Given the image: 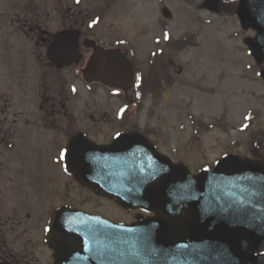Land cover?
<instances>
[{
	"label": "flooded vegetation",
	"instance_id": "obj_1",
	"mask_svg": "<svg viewBox=\"0 0 264 264\" xmlns=\"http://www.w3.org/2000/svg\"><path fill=\"white\" fill-rule=\"evenodd\" d=\"M100 1L99 8L92 12L89 0H19L18 4H10L7 9L0 11V264H53L55 252L46 244L47 225L52 213L63 206L123 224H134L154 217V214L139 209L125 210L111 199L100 195L90 185L81 182L79 177L71 172L78 168L71 164L74 160L69 164V169L67 168L65 150L75 137H85L95 144L108 146L121 134H136L137 137L141 135L143 139L138 138V142H131L134 149L140 150L141 157L146 155L143 153L145 146H150L169 157L175 165L184 164L176 162L164 153L161 146L149 136L151 133H148V130L140 132L136 125L135 109L142 100V93L147 91L133 61L136 52L131 53V46L123 45L121 37L109 39L105 30L100 31L105 15L112 12L117 0ZM241 1L200 0L199 5L201 11L227 17L229 21L241 27L237 14ZM263 2L264 0H250L248 6L260 8ZM252 16V22L264 24L262 16ZM66 32H73L74 36L79 35L78 53L82 61L78 65L60 68L59 64L52 60L51 52L53 58L58 54L68 60L72 59V46L67 40H59L60 35ZM244 33L250 42L258 40L257 31L251 29ZM64 48L67 53L60 54L59 50ZM100 49L117 50L129 59L135 69V84L131 90L125 92L101 83L88 84L82 77L85 87H100L114 93L119 100L124 97L128 104L120 107L115 115L106 110L90 115V106H84L83 117L87 116V119L80 121L73 112L76 105L72 104L75 85L70 81L73 77L71 72L82 76L87 61ZM79 82L83 85L82 81ZM262 86L264 89L263 84ZM263 92L264 90L259 93L262 103ZM256 110L264 115V106L259 105ZM128 113L130 115H126ZM248 114L251 118V115H254L251 107ZM250 133L254 134L256 139L262 140L259 148L254 149V153H259V149L262 152L264 123H256ZM29 142L32 145H40L41 148L37 151L35 146H29ZM21 150L27 153L32 151L33 154L29 157L31 160L34 161L36 156H40L46 167L56 171L52 177V183L55 181V185L50 204L48 201L44 202L41 186L28 178L27 169L23 168L30 164L24 163L27 159L23 164L16 160V165H12L9 160L6 165L4 158L7 154H18ZM261 159L264 157L261 156ZM35 165L41 167L39 161H36ZM81 168L87 169L82 165L79 169ZM60 170L64 178H61ZM60 183L65 188L61 195L58 189ZM105 203L122 210L119 212L121 215V212L134 213L133 220H115L112 217L114 212H109V207L100 211ZM45 204V212L50 213L48 221L43 220ZM207 246L200 244L199 247ZM252 264H264V251L255 252Z\"/></svg>",
	"mask_w": 264,
	"mask_h": 264
},
{
	"label": "rangeland",
	"instance_id": "obj_2",
	"mask_svg": "<svg viewBox=\"0 0 264 264\" xmlns=\"http://www.w3.org/2000/svg\"><path fill=\"white\" fill-rule=\"evenodd\" d=\"M199 1L117 0L100 28L109 39L121 37L123 45L131 46V53L136 52L133 61L147 90L135 109L140 132L148 130L164 153L184 163L193 174L213 169L230 153L250 159L259 158L260 154L264 157V145L262 152L259 149V153H254L262 140H253L256 136L250 133L256 123H264V115L256 110L259 105L264 106L259 99L264 89L259 69L243 42L246 33L228 19L223 22L220 16L201 11ZM18 2L0 0V11ZM89 2L91 12L101 3ZM165 6L173 14L168 21L161 14ZM71 75L70 81L75 85L73 112L80 121L87 119L83 117L84 106H90V115L103 110L115 115L120 107L127 106L124 97L119 100L100 87L87 88L81 75ZM249 107L254 111L252 121L247 117ZM29 146H35L37 151L41 148L30 142ZM30 154L32 151L21 150L7 154L4 161L6 165L9 160L16 165V160L23 164L27 159L24 163L30 164L23 168L27 169L28 178L41 186L42 198L50 204L56 171L46 167L40 156L31 160ZM36 161L41 167L35 165ZM60 176L64 178L62 170ZM58 189L63 194L61 183ZM104 207L114 212L115 220H133L134 213L121 215L122 210L110 203L99 210ZM46 209L45 204L44 221L50 214Z\"/></svg>",
	"mask_w": 264,
	"mask_h": 264
},
{
	"label": "water",
	"instance_id": "obj_3",
	"mask_svg": "<svg viewBox=\"0 0 264 264\" xmlns=\"http://www.w3.org/2000/svg\"><path fill=\"white\" fill-rule=\"evenodd\" d=\"M163 12L166 18L171 17L167 9ZM242 22L244 29L250 27L244 17ZM252 27L264 30V24ZM65 38L70 45L75 44L74 57H57L60 68L80 61L78 38L66 32L59 40ZM262 38L261 42L248 44L260 65L264 63V35ZM131 74L126 60L114 51H98L84 71L87 82L99 81L118 88L125 87ZM124 141L127 137L121 138L119 148H123ZM145 148L143 157L138 149L128 151L127 156L147 159L150 155L149 161L123 160L121 170H114L120 176L118 183L104 184V192L125 208H144L154 211L157 217L125 226L60 210L51 224V232L58 238L55 264H204L200 262V244L229 246L237 254L234 263L243 264L253 252L264 248V162L228 155L213 171L193 176L184 166H172L154 154L150 146ZM128 163L136 166L126 169ZM144 163L145 169L139 170L137 165ZM159 178L161 182L156 184ZM183 211L187 213L185 218ZM138 238L160 242L156 246L148 240L137 242ZM122 242L129 246H113ZM245 245L247 248H241Z\"/></svg>",
	"mask_w": 264,
	"mask_h": 264
},
{
	"label": "snow or ice",
	"instance_id": "obj_4",
	"mask_svg": "<svg viewBox=\"0 0 264 264\" xmlns=\"http://www.w3.org/2000/svg\"><path fill=\"white\" fill-rule=\"evenodd\" d=\"M77 2H79V0H77Z\"/></svg>",
	"mask_w": 264,
	"mask_h": 264
}]
</instances>
